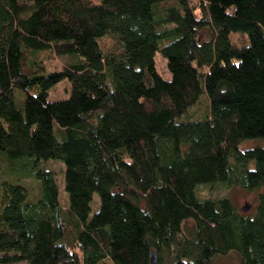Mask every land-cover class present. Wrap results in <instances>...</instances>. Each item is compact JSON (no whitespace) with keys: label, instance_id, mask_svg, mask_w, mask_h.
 Segmentation results:
<instances>
[{"label":"trees","instance_id":"1","mask_svg":"<svg viewBox=\"0 0 264 264\" xmlns=\"http://www.w3.org/2000/svg\"><path fill=\"white\" fill-rule=\"evenodd\" d=\"M255 137L264 0H0V264H264V193L242 211L195 190L264 187V145L238 148Z\"/></svg>","mask_w":264,"mask_h":264},{"label":"rangeland","instance_id":"2","mask_svg":"<svg viewBox=\"0 0 264 264\" xmlns=\"http://www.w3.org/2000/svg\"><path fill=\"white\" fill-rule=\"evenodd\" d=\"M154 56H155L158 70L162 72L164 77H167L168 73L166 71H163L164 69L162 67V59L160 58L158 52H156ZM43 62L44 64H46L47 68H52L55 66V63H60V61L58 59L55 60V58L48 59V60L43 59ZM62 86L63 88L66 86L65 87L66 89H63ZM67 94H68V82L66 79L59 81L53 89H50L48 91L49 98H52V97L54 98L56 96L65 97ZM198 101L199 103L197 105H193V106L190 105L191 107L188 106L187 111H186L187 116L194 117L197 115H202L205 112H208L207 106H206V95L204 93H201L199 95ZM183 115L184 114H181L179 116V119H183ZM252 145H264V139L261 137L243 139L238 144V148L248 147ZM39 165L42 167H49L54 171L55 176L59 182V187L61 189L60 199L65 201L67 199V196L68 197L70 196L68 179L71 174L68 172L66 173V171L63 169L62 164H60V162H58L55 159L41 160ZM5 169H6L5 161L2 157H0V181L2 178L5 177V175H7L5 172ZM22 182L26 185L28 189V194H29L28 198L33 200L34 198L38 197L39 184H38L37 179H35L32 176H24L22 179ZM195 190L197 194L201 197L216 198V197L225 195L230 199V201L235 205L237 209H239L240 205L243 204L244 202H247L250 205H253L257 199V193L258 192L264 193V187L248 190L238 185L223 187L221 185L208 186L205 184H198L195 187ZM98 203H99L98 195L97 193L93 192L91 194V198L88 204L89 210H90L89 213H92L97 208ZM217 259H218L217 260L218 264H239L238 263L239 258L233 252H228L224 256H219ZM6 264H22V261L6 263ZM97 264H112V263L108 258L105 257Z\"/></svg>","mask_w":264,"mask_h":264},{"label":"water","instance_id":"3","mask_svg":"<svg viewBox=\"0 0 264 264\" xmlns=\"http://www.w3.org/2000/svg\"><path fill=\"white\" fill-rule=\"evenodd\" d=\"M250 207V204L247 202H244L243 204L240 205V209L242 211L248 210ZM147 264H157L156 262V253L154 249H151L148 254V261Z\"/></svg>","mask_w":264,"mask_h":264}]
</instances>
